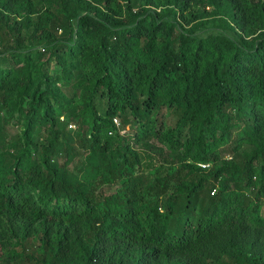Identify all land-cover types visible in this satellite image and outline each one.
<instances>
[{
	"label": "trees",
	"instance_id": "trees-1",
	"mask_svg": "<svg viewBox=\"0 0 264 264\" xmlns=\"http://www.w3.org/2000/svg\"><path fill=\"white\" fill-rule=\"evenodd\" d=\"M263 134L264 0H0V264H264Z\"/></svg>",
	"mask_w": 264,
	"mask_h": 264
},
{
	"label": "rangeland",
	"instance_id": "rangeland-1",
	"mask_svg": "<svg viewBox=\"0 0 264 264\" xmlns=\"http://www.w3.org/2000/svg\"><path fill=\"white\" fill-rule=\"evenodd\" d=\"M217 29L214 28V26H203L199 30L196 31V35L198 36H206L208 34H211L212 32H215ZM57 69L56 67L51 68V72H55ZM6 113L5 111L2 112V116L5 117ZM167 124H171L172 119L170 118V115H168L165 119ZM236 126L231 129V140L230 143L227 146V151L230 150L231 147L234 146V140L235 138H238L240 135V131L243 128V124L236 123ZM69 130L72 129L74 130V126H68L67 127ZM128 130V127L126 128V131ZM7 134L9 136H15L18 135L21 131V127L15 125V121L12 120L11 118L9 119L7 128H6ZM127 133H132V131H127ZM264 135V134H263ZM133 148L135 150V153L140 157V162H141V168H143V163L148 162L149 160H155L159 162H163L166 160L167 162H173V163H178L181 161L182 156L180 152L178 151H173L169 150L168 147L163 144L162 141L152 138V137H144L142 142L139 144L133 145ZM244 149H248L246 146H243ZM242 148V149H243ZM80 159H75L71 164L70 167L75 169L78 167L77 166V161ZM152 180H146L147 183H151ZM226 243L224 242L225 246ZM242 249L244 251H248L254 249L252 245H243ZM170 264V263H169Z\"/></svg>",
	"mask_w": 264,
	"mask_h": 264
},
{
	"label": "built area",
	"instance_id": "built-area-1",
	"mask_svg": "<svg viewBox=\"0 0 264 264\" xmlns=\"http://www.w3.org/2000/svg\"><path fill=\"white\" fill-rule=\"evenodd\" d=\"M114 123H116V120H114ZM200 167L204 168V166H203V165H200Z\"/></svg>",
	"mask_w": 264,
	"mask_h": 264
}]
</instances>
